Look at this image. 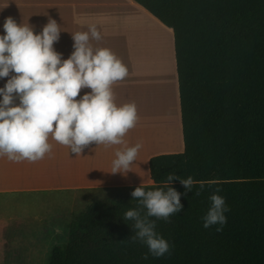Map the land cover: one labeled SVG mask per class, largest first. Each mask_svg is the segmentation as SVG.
<instances>
[{
  "label": "trees",
  "instance_id": "obj_1",
  "mask_svg": "<svg viewBox=\"0 0 264 264\" xmlns=\"http://www.w3.org/2000/svg\"><path fill=\"white\" fill-rule=\"evenodd\" d=\"M132 1L172 30L184 147L151 157L152 183L141 186L164 187L169 173L195 184L185 194L171 182L183 209L156 221L165 255L130 239L123 216L138 206L135 186L73 215L46 264H264V0ZM217 186L229 209L221 231L202 226Z\"/></svg>",
  "mask_w": 264,
  "mask_h": 264
},
{
  "label": "clouds",
  "instance_id": "obj_2",
  "mask_svg": "<svg viewBox=\"0 0 264 264\" xmlns=\"http://www.w3.org/2000/svg\"><path fill=\"white\" fill-rule=\"evenodd\" d=\"M3 29L0 78L7 80L0 88V156L14 163H35L51 155L50 140L76 156L92 143L119 145L111 173L132 171L143 143L128 146L124 137L139 120L137 106L135 102L116 103L113 86L128 76V69L109 48L94 47L92 41L102 39L97 26L90 24L87 31L71 34L74 51L67 59L54 49L61 30L51 17L39 33L28 21L17 24L11 16L5 18ZM85 88L91 91L80 95ZM174 179L183 185L185 194L192 191L195 182L191 176L180 179L169 173L164 187L147 191L141 185L136 187L130 195L138 200V206L123 216L134 222L132 242L146 245L148 254L157 258L168 253L170 245L155 230L156 221L170 222L169 218L183 209L181 193L171 186ZM213 183L199 182L195 194ZM221 190L217 186L209 196L210 205L202 217L204 228L219 225L216 230L221 231L227 222L229 209L219 195Z\"/></svg>",
  "mask_w": 264,
  "mask_h": 264
},
{
  "label": "crops",
  "instance_id": "obj_3",
  "mask_svg": "<svg viewBox=\"0 0 264 264\" xmlns=\"http://www.w3.org/2000/svg\"><path fill=\"white\" fill-rule=\"evenodd\" d=\"M9 16L17 24L28 21L34 25L35 33L42 30L49 17L56 20L61 33L54 49L62 54V59H67L74 51L71 34L87 31L88 25L95 24L102 39L92 41L94 47L109 48L128 69V76L113 86L118 105L135 102L137 106L139 120L124 139L128 146L142 141L143 147L131 165L132 171L126 175L111 173L115 152L121 147L119 145L105 147L92 143L84 148L80 156H76L68 147L50 140L53 145L51 155L46 154L35 163L27 160L14 163L6 156H0V245L6 230L9 232L12 228L24 226L11 225L19 217L13 216L16 218L12 219V216H5L8 201L10 203L26 194L46 193L56 198L62 195L59 193L69 192H83L89 197L119 191L127 194L132 187L152 183L146 173L151 157L179 153L184 148L172 30L143 7L132 0H0V35L4 34V20ZM155 30L166 37L164 46L170 41L165 49L171 47L167 53L172 56L166 53L167 57L152 64L145 47L152 40ZM171 58L174 61L173 71L170 69ZM165 62L170 63L169 71L165 70ZM157 66L162 69H156ZM6 80L0 78V88ZM90 91L82 89L80 95ZM170 101L177 115L178 140H174L171 132L168 115ZM16 103H19L18 99ZM11 263L23 264L24 261L18 258Z\"/></svg>",
  "mask_w": 264,
  "mask_h": 264
},
{
  "label": "rangeland",
  "instance_id": "obj_4",
  "mask_svg": "<svg viewBox=\"0 0 264 264\" xmlns=\"http://www.w3.org/2000/svg\"><path fill=\"white\" fill-rule=\"evenodd\" d=\"M153 38L145 47L149 63L155 64L163 57L165 47L162 33L155 30ZM163 44V48L162 45ZM164 49V50H163ZM173 59L171 67L173 71ZM156 69L161 70V66ZM165 70H168L165 66ZM171 71V72H172ZM174 74V72H173ZM175 82V81H174ZM169 120H170V114ZM177 115L175 107L171 115L170 127L174 126L172 134H177ZM173 135L174 140H178ZM96 195L94 197L85 196L83 192L59 193L58 197H51V194H26L18 197L7 205L6 217L12 219L19 217L16 222H11L12 226H22L6 230L0 245V264H12L13 260L21 258L23 264H46L51 249L55 246L63 247L66 244L68 223L73 215L78 214L88 204L101 198L103 201L112 198L124 197L126 192L119 191ZM11 198L12 196H6ZM5 198V197H4ZM11 213V214H8ZM16 216V217H13ZM26 219V222H24ZM15 251V252H14ZM11 261V262H10Z\"/></svg>",
  "mask_w": 264,
  "mask_h": 264
},
{
  "label": "bare ground",
  "instance_id": "obj_5",
  "mask_svg": "<svg viewBox=\"0 0 264 264\" xmlns=\"http://www.w3.org/2000/svg\"><path fill=\"white\" fill-rule=\"evenodd\" d=\"M165 33V32H164ZM163 37V40H165V38H164V35L162 36ZM169 38V37H168ZM168 40V39H167ZM165 42H166V40H165ZM168 43H170V41L168 40V42L167 43H165V44H167L168 45ZM166 45V46H167ZM171 46V44H169V47ZM167 48H168V46H167ZM167 48L165 49V51H166V53L170 50V48H169V50H167ZM164 50V49H163ZM171 52V51H170ZM168 55H169V53H167ZM164 55H165V53H164ZM166 57H167V55H165ZM170 57L172 56L171 54L169 55ZM165 65L167 66V68L170 66V63L169 62H165ZM167 71H169V70H167ZM165 75V74H164ZM168 75V74H167ZM166 76V75H165ZM166 78V77H165ZM167 79V78H166ZM168 79H169V76H168ZM174 106V105H173ZM173 106H172V102L170 101V104H169V114H170V120H171V115L173 114ZM168 113V112H167ZM173 125H175V126H177V124H173ZM173 128H174V126H172L171 127V129L173 130ZM171 130V131H172ZM173 135H175L174 133H173ZM177 135V134H176ZM175 135V138H177V136Z\"/></svg>",
  "mask_w": 264,
  "mask_h": 264
}]
</instances>
